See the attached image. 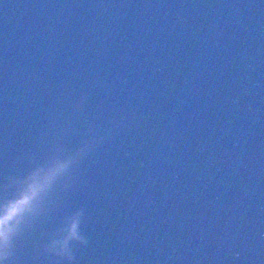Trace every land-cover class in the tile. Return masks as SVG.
Returning a JSON list of instances; mask_svg holds the SVG:
<instances>
[{
  "label": "water",
  "instance_id": "water-1",
  "mask_svg": "<svg viewBox=\"0 0 264 264\" xmlns=\"http://www.w3.org/2000/svg\"><path fill=\"white\" fill-rule=\"evenodd\" d=\"M53 161L0 264H264V0H0V211Z\"/></svg>",
  "mask_w": 264,
  "mask_h": 264
},
{
  "label": "clouds",
  "instance_id": "clouds-1",
  "mask_svg": "<svg viewBox=\"0 0 264 264\" xmlns=\"http://www.w3.org/2000/svg\"><path fill=\"white\" fill-rule=\"evenodd\" d=\"M64 167V164L53 161L47 169L41 168L32 173L19 195L5 204L0 211V238L7 239L10 223L30 209L33 201L48 188Z\"/></svg>",
  "mask_w": 264,
  "mask_h": 264
}]
</instances>
